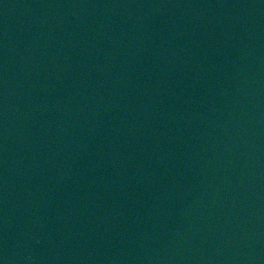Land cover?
Returning <instances> with one entry per match:
<instances>
[{"label":"water","instance_id":"obj_1","mask_svg":"<svg viewBox=\"0 0 264 264\" xmlns=\"http://www.w3.org/2000/svg\"><path fill=\"white\" fill-rule=\"evenodd\" d=\"M0 264H264V0H0Z\"/></svg>","mask_w":264,"mask_h":264}]
</instances>
